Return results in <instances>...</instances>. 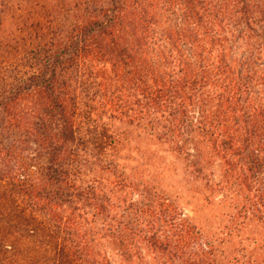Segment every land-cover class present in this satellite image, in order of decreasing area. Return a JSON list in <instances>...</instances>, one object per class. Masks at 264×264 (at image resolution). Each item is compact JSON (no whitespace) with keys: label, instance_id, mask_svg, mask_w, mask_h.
<instances>
[{"label":"trees","instance_id":"obj_1","mask_svg":"<svg viewBox=\"0 0 264 264\" xmlns=\"http://www.w3.org/2000/svg\"><path fill=\"white\" fill-rule=\"evenodd\" d=\"M79 18L0 78V264H219L213 236L155 185L163 165L97 151L123 145L114 120L192 180L212 181L216 156L215 188L242 187L252 202L230 205L258 218L264 0H110Z\"/></svg>","mask_w":264,"mask_h":264},{"label":"rangeland","instance_id":"obj_2","mask_svg":"<svg viewBox=\"0 0 264 264\" xmlns=\"http://www.w3.org/2000/svg\"><path fill=\"white\" fill-rule=\"evenodd\" d=\"M109 2L0 0V78L22 69L31 52L44 43L64 36L66 30L79 21L81 14L104 8ZM107 122L112 125L113 132L123 138V145L118 144L108 153L97 151L101 158L104 157L103 160L120 162L127 170L138 166L142 169V164L147 160L163 165L168 170V176L164 179L156 178L155 185L167 190L165 192L170 201L196 218V222L208 230L209 236H213L219 264H264V212L256 214L258 218H247L246 210H235L233 201L236 199L237 202L249 205L252 201L246 198H251L252 194L237 186L232 192L215 188L216 182L222 186L220 180L225 177L221 160L215 156L208 166L214 172L212 181L192 180L187 171V163L177 157L176 153L168 151L167 145L159 146L151 144L142 136L139 138L140 132L132 126L114 120ZM98 172L109 178L108 173ZM159 182H163L162 186ZM231 211L239 214V217L229 222L224 213ZM232 257H237V260L233 261Z\"/></svg>","mask_w":264,"mask_h":264}]
</instances>
